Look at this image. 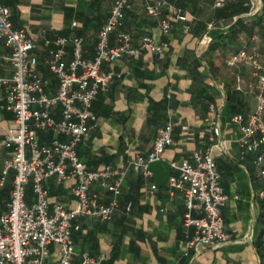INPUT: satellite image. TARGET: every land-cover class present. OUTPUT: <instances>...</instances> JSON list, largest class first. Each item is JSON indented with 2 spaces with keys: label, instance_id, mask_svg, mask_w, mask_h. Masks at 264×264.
<instances>
[{
  "label": "crops",
  "instance_id": "0c3cea01",
  "mask_svg": "<svg viewBox=\"0 0 264 264\" xmlns=\"http://www.w3.org/2000/svg\"><path fill=\"white\" fill-rule=\"evenodd\" d=\"M115 1L0 0L10 11L13 27L25 30L34 43L35 70L48 82L47 95H53L58 87V80L47 68L54 40L82 38L83 57L91 60L97 34ZM161 1L162 16L184 15L189 30L185 32L183 24L174 23L173 29L163 34L159 21L146 13L140 2L131 0L122 28L131 36L133 46H139L140 38L148 35L156 42H166L168 47L160 54L143 51L115 62L114 71L121 77L115 78L109 90L93 101L91 112L96 122L78 144L77 154L88 170L104 166L126 169L136 156H145L151 150L157 130L166 124L173 126V142L165 149L162 160L170 164L189 160L193 151L213 145V159L228 196L222 217L231 241L187 250L182 192L170 190L166 183L152 190V174L144 177L128 169L117 198L118 207L109 221L89 217L73 221L78 229L71 232L75 249L72 264H80L82 253L94 258L104 256L103 264H264V250L257 247L264 213V178L253 165L254 154L243 159L240 156V126L231 121L237 114L229 113L226 94L231 89L240 91L245 104L241 115L247 117L256 108V94L262 84L250 67H230L225 63L235 53L223 56L219 49L212 57L206 53L213 40L220 33H227L237 19L252 22L260 16L262 2H255L248 13L227 22L214 18V0ZM198 28L205 29L194 34L192 29ZM114 38L110 36L111 46L115 45ZM245 49L256 53L264 66V34H254ZM9 56V48L0 42V76L11 74ZM65 59H71L70 46ZM3 98L4 89L0 86V106ZM60 114V107L52 110L56 120ZM11 126L12 114L0 109V178L4 162L12 156L11 149L2 145ZM181 126H187L189 131H181ZM213 129L218 133L213 134ZM38 137L43 143L68 140L51 132H39ZM176 174L171 168V175ZM14 175L10 170L0 186V216L8 211ZM75 184L73 177L61 183L48 178L44 186L50 205L60 203L66 209H74ZM89 195L102 204L112 197L99 183L90 187ZM25 200L28 205L34 201L30 186ZM57 262L58 248L50 245L43 264Z\"/></svg>",
  "mask_w": 264,
  "mask_h": 264
},
{
  "label": "built area",
  "instance_id": "2783aa9c",
  "mask_svg": "<svg viewBox=\"0 0 264 264\" xmlns=\"http://www.w3.org/2000/svg\"><path fill=\"white\" fill-rule=\"evenodd\" d=\"M143 10L159 21L163 34L173 29L174 23L183 24L187 32L189 25L182 14L173 18L163 17L164 1L135 0ZM230 0H214V8H222ZM131 0H116L109 16L97 34L95 53L91 60L83 57V40L80 37H58L47 61L49 72L58 80L53 95L45 93L48 82L35 70L37 60L33 55L34 43L23 29H15L9 9L0 3V42L9 48L11 65L9 77L0 76L4 98L0 109L12 114V126L5 134L2 145L11 149L12 156L3 165L0 186L10 170L15 172L8 211L0 216V264H43L49 254V246L58 248L57 264H72L75 256L72 230L78 225L73 221L89 217L103 222L109 221L118 207V196L126 171L132 170L144 177L151 173L148 164L161 160L165 149L173 142V126L166 124L156 132L151 150L136 156L126 169L118 170L104 166L88 170L77 154V146L96 122L91 106L96 97L106 93L115 78L121 75L114 71L116 61L127 56H138L143 51L160 54L167 49L166 42H156L143 35L139 46L132 44L131 36L123 31L125 12L131 8ZM250 6L262 2L261 22L264 26V0H249ZM76 26L75 22L71 23ZM114 35L115 45H110ZM71 48V59L66 61L67 48ZM256 53L245 48L229 56L225 63L232 67H250L258 76L262 88L256 94L254 112L244 117L235 115L231 121L240 126L238 140L241 158L254 154L253 165L264 178V66ZM264 58V56H263ZM107 67V70H103ZM60 107V119L56 120L52 110ZM181 131L188 132L187 126ZM39 132H51L68 138L49 143L40 142ZM213 129V134H217ZM212 141V139L210 138ZM213 145L193 151L189 160L170 164L176 175L169 176L166 185L170 190L182 192L185 213L186 249L212 247L231 241L225 229L222 209L228 196L213 159ZM58 183L69 177L75 179L72 194L76 201L74 209H66L60 203L50 205L44 186L48 178ZM112 185H110V183ZM99 183L112 193L107 204H102L89 195L90 187ZM31 187L33 203H26V189ZM151 189L156 187L151 185ZM130 204L127 206L129 210ZM187 254V252H186ZM80 264H103L104 256L90 257L82 253Z\"/></svg>",
  "mask_w": 264,
  "mask_h": 264
},
{
  "label": "trees",
  "instance_id": "16d2710c",
  "mask_svg": "<svg viewBox=\"0 0 264 264\" xmlns=\"http://www.w3.org/2000/svg\"><path fill=\"white\" fill-rule=\"evenodd\" d=\"M1 3V2H0ZM250 11L249 0H230L224 4L222 8H215L213 16L216 20L232 21L234 17ZM123 29V28H122ZM205 28L192 29L194 34L201 33ZM254 34H264V26L261 22V16L255 18L252 22H245L242 19H237L236 22L228 29L227 33H220L207 49V55L212 57L213 52L217 49L221 50L222 55L236 53L240 49L246 48L251 37ZM227 108L231 114L244 113L245 104L241 100L239 90H227ZM264 207V201L262 202ZM261 231L258 237L257 247L259 250H264V213L260 219Z\"/></svg>",
  "mask_w": 264,
  "mask_h": 264
},
{
  "label": "water",
  "instance_id": "95a60500",
  "mask_svg": "<svg viewBox=\"0 0 264 264\" xmlns=\"http://www.w3.org/2000/svg\"><path fill=\"white\" fill-rule=\"evenodd\" d=\"M147 170L152 174L154 186L161 188L167 182L171 174V165L165 160H158L148 164Z\"/></svg>",
  "mask_w": 264,
  "mask_h": 264
},
{
  "label": "rangeland",
  "instance_id": "374dc122",
  "mask_svg": "<svg viewBox=\"0 0 264 264\" xmlns=\"http://www.w3.org/2000/svg\"><path fill=\"white\" fill-rule=\"evenodd\" d=\"M206 2H210V0H205ZM30 190H31V187H30Z\"/></svg>",
  "mask_w": 264,
  "mask_h": 264
}]
</instances>
